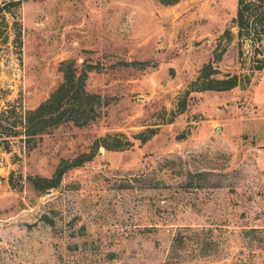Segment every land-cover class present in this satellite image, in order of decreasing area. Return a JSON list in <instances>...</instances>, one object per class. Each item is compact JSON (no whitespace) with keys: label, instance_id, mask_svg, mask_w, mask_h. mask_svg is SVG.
<instances>
[{"label":"rangeland","instance_id":"374dc122","mask_svg":"<svg viewBox=\"0 0 264 264\" xmlns=\"http://www.w3.org/2000/svg\"><path fill=\"white\" fill-rule=\"evenodd\" d=\"M236 7L21 0L5 13L0 107L15 105L9 120L49 95L66 58L91 65L85 87L107 102L86 123L34 134L32 145L20 130L0 144V264H264V67L250 69L247 40L239 54ZM206 61L213 76L249 80L190 89L177 111ZM140 131L152 133L141 140ZM107 133L125 146L95 147ZM60 163L55 185H35Z\"/></svg>","mask_w":264,"mask_h":264},{"label":"trees","instance_id":"16d2710c","mask_svg":"<svg viewBox=\"0 0 264 264\" xmlns=\"http://www.w3.org/2000/svg\"><path fill=\"white\" fill-rule=\"evenodd\" d=\"M177 0H160L164 4H172ZM21 0H4L0 2V38L4 40L7 37L8 21L5 19V13L12 14V8L18 7ZM234 25L237 27L236 38L239 45V54L242 52V44L245 40L253 46V54L250 58V69L264 67V0H237L236 13L233 17ZM14 39L20 43L21 27L18 21H15ZM225 34L231 38L233 34L226 29ZM221 50L214 49L215 58L221 54ZM91 65L88 64L89 68ZM59 68L62 71V79L51 90L49 95L37 103L33 107L25 108L17 112V120H9L6 112L15 110V105H5L0 107V144L8 146L9 138L6 135L16 134L18 130L27 135V142L32 145L35 140L33 135L47 130L50 126L56 125L64 120H72L76 124H83L90 119L96 117L99 113L97 108L101 104L107 102V98L101 96L100 93L90 91L85 87V79L87 76L86 67H77L73 58H66L60 61ZM214 66L211 61H206L200 68L199 74L192 83H196L191 88H187L180 96L177 105V111H181L186 106V93L190 89L216 88L224 89L233 85L240 84L243 80H249V74L240 75L237 72L226 73L222 77L211 75ZM19 126V127H18ZM152 132L138 133L141 140H145ZM110 133L97 137L94 146L100 144L108 148H118L125 146L126 142H122L121 138L113 135L114 140L111 142ZM129 141V140H127ZM95 151H83L75 155L71 160L66 161L67 166L80 164L84 159L90 158ZM60 163L53 175H40L35 180L37 186L55 185L61 177L64 168ZM43 181V184L40 183Z\"/></svg>","mask_w":264,"mask_h":264}]
</instances>
